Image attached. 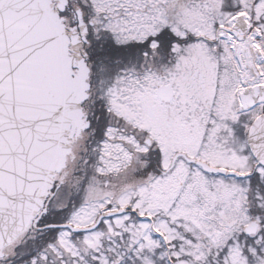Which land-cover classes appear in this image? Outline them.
Wrapping results in <instances>:
<instances>
[{"label": "snow or ice", "instance_id": "1", "mask_svg": "<svg viewBox=\"0 0 264 264\" xmlns=\"http://www.w3.org/2000/svg\"><path fill=\"white\" fill-rule=\"evenodd\" d=\"M0 264H264V0H0Z\"/></svg>", "mask_w": 264, "mask_h": 264}]
</instances>
